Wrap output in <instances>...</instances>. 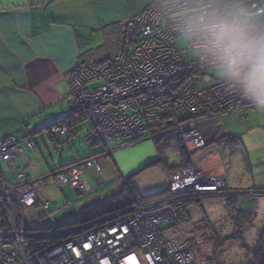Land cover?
Masks as SVG:
<instances>
[{
    "label": "built area",
    "instance_id": "obj_1",
    "mask_svg": "<svg viewBox=\"0 0 264 264\" xmlns=\"http://www.w3.org/2000/svg\"><path fill=\"white\" fill-rule=\"evenodd\" d=\"M210 8L239 10L256 23L264 24V0L168 1L146 8L126 21L117 55L98 67L77 66L67 79L69 98L86 109L91 129L99 140L136 143L151 137L149 132L158 127L164 129L154 132V137L165 133L178 136L190 165L170 174L168 194L103 216L94 223L98 226L89 230L86 228L91 224L74 221L63 229L33 234L15 226L12 205L21 211L47 206L35 189L37 181L1 185L0 208L11 229L0 227V264H209L197 260L187 246L193 232L188 204L231 191L226 189L221 175L204 168L212 154L203 151L207 141L196 124L253 106L227 81L205 82L204 74L212 66L199 54L194 42L187 40L185 49L176 43L183 36L179 23L183 14ZM71 115L70 109L60 117ZM165 121L168 125L162 126ZM48 132L52 137L62 138L68 137L71 130L59 124L50 126ZM23 141L34 148L35 140L30 136ZM21 152L15 136L0 140L2 160L10 162ZM110 154L105 151L102 158L108 159ZM98 160L95 156L58 167L39 182L48 178L56 187L70 186L75 192L84 193L81 176L88 168L99 171ZM251 193L256 213L257 197H262L264 191ZM160 225H166V230H160ZM172 229L182 231V236L165 239L163 233ZM65 232L73 234L30 253L36 238Z\"/></svg>",
    "mask_w": 264,
    "mask_h": 264
},
{
    "label": "crops",
    "instance_id": "obj_2",
    "mask_svg": "<svg viewBox=\"0 0 264 264\" xmlns=\"http://www.w3.org/2000/svg\"><path fill=\"white\" fill-rule=\"evenodd\" d=\"M156 3V0H0V140L9 135L15 136L24 152L15 155L10 162L0 158V186L37 181L35 189L47 206L22 211L24 222L32 230L67 227L73 222L75 211L69 207V195L64 191H70V188H65L68 186L60 187V195L52 196L46 187L51 179L39 182L50 170L44 171L39 166V158L35 154L39 147L34 135L41 130H30V122L41 120L51 113L50 119H45V124H48L54 118H60L64 110L69 111L72 108L67 80L69 73L79 64L96 60L103 49L106 50V55L100 60L118 53L125 22ZM79 124L68 139H61L59 144L54 143V148L66 146L65 149L69 150L70 142L79 138L82 130ZM196 125L207 141L203 151L212 153L214 160L219 155L225 184L229 189L264 191V111H257L251 106L245 110L230 112L228 116L200 120ZM90 129L91 125L89 132ZM89 132L86 131L83 137ZM28 135L35 138L33 149L23 141ZM40 138L42 145L46 147L42 136ZM146 141L154 143L151 142L153 147L147 146L148 155L122 152L127 147L135 150ZM22 143L28 149L27 152ZM100 144L104 147L103 150L110 151L111 154L108 159L98 160L99 171L93 168L91 171H88L90 168L84 170L81 181L85 192L78 194L88 192L84 184V178L87 177L95 178L97 184H108L117 178L124 182L129 178L134 186L136 176L149 169V165L159 157L153 140L144 139L112 148H108L106 142L94 143L93 146ZM171 145L178 150L175 143ZM224 149L233 158H237L236 164L244 162L245 181L234 187L228 185L230 178L227 177L223 158ZM165 151L163 150V154L169 163L177 164L180 161L179 152L177 159L167 155ZM256 164H259L258 170L255 168ZM163 171L167 179L163 189L151 187L149 191H143L151 193H140L137 189L139 183L136 182L137 187H134L139 194L148 196L165 190L170 175L165 169ZM20 174L24 177L21 178ZM122 189L118 192L115 188L110 189V192H114L109 199ZM94 203L98 202L92 201L91 204ZM83 209L87 211L86 206ZM81 216L84 215L79 217Z\"/></svg>",
    "mask_w": 264,
    "mask_h": 264
},
{
    "label": "rangeland",
    "instance_id": "obj_3",
    "mask_svg": "<svg viewBox=\"0 0 264 264\" xmlns=\"http://www.w3.org/2000/svg\"><path fill=\"white\" fill-rule=\"evenodd\" d=\"M156 1L157 3L151 6L150 8L160 6L161 4L168 2L166 0H156ZM176 43L180 49L187 48V39H182V36H179L176 39ZM104 50L105 49H103V51L99 54V57L96 59L97 61H102L100 59H102V57L106 55V50L105 51ZM82 66L85 65L83 64ZM204 80L208 84L224 79H222L218 75L216 70L212 67L205 72ZM66 111L67 110H64L63 113H65ZM51 115L52 114L49 113L43 116L41 120L39 119L37 121L32 120L29 124L30 130L34 128H36L37 131L41 130L40 132L34 135L35 138L37 139V143L39 147V151L36 150L35 154L39 158V166L42 167L44 171L54 170L59 166L68 163L72 159L78 160L81 157L84 158L86 156H91L92 154L103 151L104 147L101 144L97 146H91L90 143L87 142V139L83 137V134H85L86 131L89 132L90 121L88 119L79 124V127L82 129L79 138L78 139L75 138L73 143L70 142L71 147L69 148V150L65 149L66 146H59V148L58 147L54 148L53 146L54 142L52 144L47 137L49 132L43 128V125L45 124V119L48 121ZM225 115L228 116L229 113L222 114V116ZM153 134L155 133H152L151 137H145L144 139L154 141L155 137H158V135L154 137ZM28 136H30L35 140L33 135H28ZM41 136L44 139L46 147L43 146L41 143V138H40ZM151 142L150 141L143 142L142 146L137 147L135 150L132 149L133 147H127V150L122 152L125 153L134 152V153L148 155L149 151H147L148 150L147 146L152 145L153 147L154 144L153 142H152L153 144ZM129 144H133V143L131 142L106 143V146L108 148H112L117 145L125 146ZM21 145L22 147L24 146L23 148H26L24 143H22ZM161 146H163V143H161ZM25 150L27 152L28 149L26 148ZM162 150H166L165 152L167 153V155H170L171 157H176L178 159V153H177L178 150H176V147L172 145L163 146ZM102 154H98L97 157L101 156ZM199 154H202V152H200ZM101 158L102 157L98 159ZM212 158H213V154L208 158V161H206L204 168L206 170H211V169L214 170L213 172H216L217 175H221L224 180L223 177L224 173L222 170V165L219 159V155L215 160ZM223 158H224L225 166L227 168V177L230 178L229 181L230 184L228 183L227 184L231 187H234L237 183L245 181L243 179L244 175H246L243 169L244 162H238V164H236L235 162H237V158L236 157L233 158L226 149L223 150ZM258 166L259 164L255 165L256 170H258ZM91 170L93 169L92 168L88 169V171ZM84 179H85L84 182L85 187H87L86 192L88 191L86 194H78L73 190V188L71 189L70 186L65 187V188H70V191L68 189L64 190L65 193L66 194L68 193L67 195H69L68 197L69 207L72 209V211H75V213L73 212V214H75L73 215V222L77 221L78 218H82V216L79 217L80 215H84L83 217H90L98 213L100 211L101 204L104 202L103 200L104 199L105 201L106 199L110 200L109 198L112 197L114 191L110 192V189L115 188L116 191L118 192L120 188L124 187V182L123 181L120 182L119 178L108 184L105 183L97 184V180L91 177H87ZM136 182L139 183L138 187L136 185ZM119 183H121V185H119ZM166 183H167V179H166L165 171H163L161 167H157V168L150 167L149 169L141 172L139 175L136 176L134 181V186L137 187L140 193L146 194L151 192H143V191H149L148 189H150L151 187H154L155 189H163V187L166 186ZM224 185H226L225 180H224ZM46 187L49 188L50 195L52 196L60 195V188L54 186L52 180L46 184ZM235 188L241 189L240 187H235ZM226 189L231 192L224 194L222 193V194L210 195L189 201L187 214L189 217V221L193 226V232L191 234L192 239L189 242H187V246L193 252L194 257L199 261L205 260L208 261L209 264H247L251 260L252 251L257 246L258 235L264 227V202H263L264 195L262 197H257V199L260 202L259 203L260 207H259V211L255 213V208L252 207V204H250L249 201L250 199L252 202L253 199L251 191L248 190L236 191L234 189H229L228 187ZM237 195H240L239 196L240 200L236 204L235 210H248L249 212L251 211L252 213L255 214V215L253 214L254 221L252 225L246 227L242 231L241 240L233 239L237 237L238 233L236 231V225H233V219L231 218V214L227 210L226 199H225V197H234ZM92 201L98 203L91 204ZM84 206L87 207V211L86 209L85 210L83 209ZM2 214L3 211L0 208V215ZM11 219L13 218L11 217ZM63 228L66 227H61L58 229H63ZM166 228H167L166 225H160V230L164 231L166 230ZM49 231L51 230L48 229L31 230V233L35 234V233H43ZM163 236L165 239L170 240L174 237H181L182 231L176 229L167 230L166 232L163 233ZM21 244L22 243L20 242L19 246ZM14 246L16 247L18 245H14ZM3 247H8V245H3Z\"/></svg>",
    "mask_w": 264,
    "mask_h": 264
},
{
    "label": "clouds",
    "instance_id": "obj_4",
    "mask_svg": "<svg viewBox=\"0 0 264 264\" xmlns=\"http://www.w3.org/2000/svg\"><path fill=\"white\" fill-rule=\"evenodd\" d=\"M179 23L182 39L194 42L222 79L264 111V24L229 8L196 9Z\"/></svg>",
    "mask_w": 264,
    "mask_h": 264
},
{
    "label": "trees",
    "instance_id": "obj_5",
    "mask_svg": "<svg viewBox=\"0 0 264 264\" xmlns=\"http://www.w3.org/2000/svg\"><path fill=\"white\" fill-rule=\"evenodd\" d=\"M122 39H121V43H120V49L122 47ZM117 54L118 53L114 54L113 56H115ZM113 56H111V57H113ZM110 58L102 60V61L94 60L93 62H87V63H83V64L86 66L98 67L99 65L108 61ZM83 64H79L77 66H81ZM71 110H72V115L70 117H67V118L56 117L50 123L45 124L43 126V128L48 131L50 126L62 124V125L67 126L71 130L70 135L68 137L64 136L62 138L52 137L48 133V137L52 143L54 142V143L59 144L61 139H64V140L68 139L76 131V125L88 119V112L86 111V109L82 105H77V104L72 103ZM165 125H168L166 121L162 124V126H165ZM157 129H158V131H161L164 129V127H158ZM90 130L91 131L89 132V134L85 138L88 140V142H90L91 146H93L94 143H101L102 142L104 144L105 142L106 143L112 142V141H110V142L105 141L104 142V141L99 140L95 136V134L93 133L92 129H90ZM154 132H157L156 129L154 131H150L149 133L152 134ZM154 142L156 144L159 157L157 158V160H155L153 163H151L149 165V167H161V168L165 169L170 175L172 172L179 170V169L186 168L190 165L188 153L186 152V150L182 146V143L176 134L165 133L162 135H158V137H155ZM117 143H119V142H117ZM161 143H163V146H170L171 143H175L177 145L179 156H180V161L177 164L169 163L168 159L163 154V150H162L163 146H161ZM105 151L106 150H103L102 152H99L97 154H92L89 157H84V158L78 159V160L72 159L70 161V163L65 164V165L73 164L75 162L88 159L90 157H95L98 154L104 153ZM65 165H61L59 167H62ZM167 194H168V187L165 190L157 192L155 194H151L148 196H142L139 194L137 189L134 186H132L131 179L127 178L124 181L123 189L120 191L119 194H117L118 196L115 195L110 200L104 201L102 203L101 209L98 213H96L90 217L78 218L77 221H75V223L76 224H83V225L91 224L88 228H86L89 230V229H92V228L98 226V224H94V223L103 216H106V215H109V214H112L115 212L126 210V209L132 207L137 202H142V201L149 200V199L156 198V197H162V196H165ZM239 196L240 195H237L234 197H225V199H226L227 210L231 214V218L233 219V225H236V231L238 233L237 237L233 238V239L241 240L242 231L246 227H249L252 225V223L254 221V215L255 214L252 213L251 211L249 212L248 210H235V206L238 203V201L240 200ZM246 196H248V195H246ZM246 199H248V198H246ZM249 201H250V199H249ZM12 211H13V216H14V220H15V226H17L19 228L22 227V228H24L25 231L32 230L23 221L22 211L16 205H12ZM0 217H1L0 227L11 229V227L8 226V222H7V219L5 218L4 212L2 215H0ZM53 229H58V228L52 227L48 230H53ZM72 234L73 233L65 232V233L60 234L58 236H51L48 238H36L35 240L32 241V244L30 246V253L35 254L46 246L56 244V243L66 239V238H69ZM247 264H264V227L258 235L257 246L252 251L251 260Z\"/></svg>",
    "mask_w": 264,
    "mask_h": 264
},
{
    "label": "bare ground",
    "instance_id": "obj_6",
    "mask_svg": "<svg viewBox=\"0 0 264 264\" xmlns=\"http://www.w3.org/2000/svg\"><path fill=\"white\" fill-rule=\"evenodd\" d=\"M56 138V137H55ZM100 157H102V155L101 156H99L98 158H100ZM102 159V158H101Z\"/></svg>",
    "mask_w": 264,
    "mask_h": 264
},
{
    "label": "water",
    "instance_id": "obj_7",
    "mask_svg": "<svg viewBox=\"0 0 264 264\" xmlns=\"http://www.w3.org/2000/svg\"><path fill=\"white\" fill-rule=\"evenodd\" d=\"M72 224V223H71ZM67 225V224H66Z\"/></svg>",
    "mask_w": 264,
    "mask_h": 264
}]
</instances>
